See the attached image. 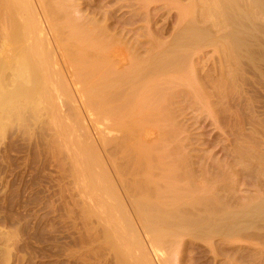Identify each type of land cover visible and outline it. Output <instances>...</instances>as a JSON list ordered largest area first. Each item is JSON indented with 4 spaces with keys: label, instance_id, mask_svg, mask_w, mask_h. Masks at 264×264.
I'll list each match as a JSON object with an SVG mask.
<instances>
[{
    "label": "bare ground",
    "instance_id": "bare-ground-1",
    "mask_svg": "<svg viewBox=\"0 0 264 264\" xmlns=\"http://www.w3.org/2000/svg\"><path fill=\"white\" fill-rule=\"evenodd\" d=\"M155 2L0 0V137L67 163L101 264H264V1L171 4L168 37Z\"/></svg>",
    "mask_w": 264,
    "mask_h": 264
},
{
    "label": "rangeland",
    "instance_id": "rangeland-1",
    "mask_svg": "<svg viewBox=\"0 0 264 264\" xmlns=\"http://www.w3.org/2000/svg\"><path fill=\"white\" fill-rule=\"evenodd\" d=\"M170 1L171 0H156L154 5L152 4L148 8L149 9L148 15L150 18L154 17V14L157 11H160V12H157V14L158 13L160 14L159 16L160 19H157V22H156L157 25L155 24L156 26L154 25L152 29L155 27V30H156L159 27V25H162V23L163 24L168 23V31L167 33L165 32L163 34L164 37H168L169 33L171 32V27H173L175 23L176 10L174 6L176 4L177 5L179 4V6L181 4L183 5L186 4V0H179V3H178V0H177V3L176 2L172 3V1L170 3ZM171 4H173L174 6ZM128 10L129 9H126V8L122 9L118 12V15H120L121 17ZM136 27H137V24L128 28V29L130 28L133 29V31L129 32L126 35L127 39L131 40L135 36ZM100 125L101 124L98 121V126L100 127ZM200 125L202 126L203 123H201ZM7 129H6L7 132L4 131L6 133L3 132L4 135L1 134V136L2 137L4 136V137L3 138L0 137V141L2 138V141L0 142V264H77V263L78 264H101L99 263V260L96 261V258L93 257L94 255L92 252L88 253L89 244L87 242V239H85V235H84L83 230L81 229V222L79 221V219L77 218L78 220L76 219L77 221L73 222L75 221V218L74 220L73 219L69 220V217L67 215L66 209L70 207L69 206L70 203H69V200L66 198V195L68 192L65 191L64 187H66V190L68 189L69 192H72L73 202L78 201L81 198V196H79L76 192L77 187L74 185L72 181L73 177H71L69 174H68L69 176H67L66 168L68 167V165L67 167L64 165L67 163L65 162H63L64 164L59 163L60 166H58V162H57L58 160H53L50 157L53 160V163H52V160L49 158L51 161L49 160L50 163H48V166H47L48 168L44 169V171L45 170L46 171L43 173H46V174H43L42 173L43 170L38 168V167L41 168L40 162L36 158H34L33 153H29L28 156L30 157L27 156L28 157L27 158L25 155H23V152L20 151L19 149L20 147H18L17 145L16 130L14 131L13 130L14 128H11V131H9L10 128L8 130ZM206 135L207 134L203 135L204 139H206L207 137ZM33 150L35 149L33 148ZM19 155H22V156L19 157ZM217 156L220 157V154L218 153ZM26 158L29 160H27ZM25 160H26V163H28V167H26V169L23 170V166L22 167L20 166L21 164H23L22 162H24ZM59 161H64V160H59ZM51 163L53 164V167L56 164L55 168L57 166V169L55 168L53 169V167L49 165ZM18 164L20 165L17 166ZM61 165H62V168H63V165L65 166L63 170L61 168ZM34 166L36 167V169L37 168L38 169L36 170ZM49 166H51L52 168ZM19 167L22 170H20ZM27 168L29 169V171ZM58 168H60L62 171H65L66 174L62 171L61 173L58 172L57 171ZM17 170H19V172ZM28 172L30 174H28ZM49 175L51 176V178L49 177ZM28 179H29V183L27 182ZM246 182L245 183L247 185L245 187H242V189L245 188L247 192L249 189H251L252 185L250 184L252 183L249 181H246ZM38 183H40L39 186H38ZM63 183H64V187H63ZM19 184L23 187L18 186ZM32 184L33 185L35 184V185L33 186ZM28 186H30V188H28ZM32 187L33 188L37 187V188L35 190V188L33 189ZM61 187L64 189L65 192L63 191ZM21 190L24 192L26 191L27 192L24 194V192H22ZM32 190H34V192ZM59 190H62V191H59ZM42 191L45 194H43ZM31 192H33L34 194L33 193L31 194ZM84 193H86V191H84ZM59 194L61 197L59 196ZM27 195L29 196V198ZM32 195L33 196L35 195L36 199H34ZM37 195L38 197H36ZM43 195L45 196V198ZM40 196L41 197L43 196L42 198L44 199L42 198L40 199ZM28 199L29 200L31 199L32 201H29ZM34 200L36 202H34ZM47 202L49 203L48 205H47ZM44 205L46 207H44ZM31 207H33V209ZM44 208H46L45 211H44ZM72 226H75V227L72 228ZM80 240L81 242L83 241L82 246L80 245Z\"/></svg>",
    "mask_w": 264,
    "mask_h": 264
}]
</instances>
